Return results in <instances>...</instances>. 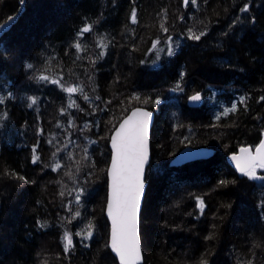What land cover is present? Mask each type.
Instances as JSON below:
<instances>
[{"label":"trees","instance_id":"16d2710c","mask_svg":"<svg viewBox=\"0 0 264 264\" xmlns=\"http://www.w3.org/2000/svg\"><path fill=\"white\" fill-rule=\"evenodd\" d=\"M18 1L0 0V23ZM33 4L17 37L0 41V264H117L108 251L102 146L138 105L156 110L151 144L164 126L167 152L151 174L161 175L157 184L151 162L146 170L153 189L140 217L143 264H252L246 247L259 245L264 256V179L239 176L227 163L264 131V0ZM85 26L91 31L80 35ZM190 30L205 35L190 39ZM194 92L199 107L187 103ZM186 145L214 147L211 162L200 171L171 167ZM98 162L102 181L92 179Z\"/></svg>","mask_w":264,"mask_h":264},{"label":"snow or ice","instance_id":"6c2138e0","mask_svg":"<svg viewBox=\"0 0 264 264\" xmlns=\"http://www.w3.org/2000/svg\"><path fill=\"white\" fill-rule=\"evenodd\" d=\"M188 0H185L187 3ZM192 4L196 0H191ZM23 3V0H21ZM248 6L245 5L241 11H247ZM9 21L12 17L8 18ZM132 22H136L135 11L132 13ZM3 27V26H0ZM163 28V25H162ZM167 31L166 28L163 29ZM91 27L85 26L81 29L80 35L90 32ZM204 32L199 35L189 31V38L199 40ZM77 51L81 50L80 43H76ZM156 44H153V48ZM174 49L171 45L168 47V53L171 55ZM103 55V53H101ZM31 68L32 65H27ZM38 79L47 80L48 77L40 76ZM52 83H59L53 80ZM179 87V85H177ZM64 91L69 94L82 91L79 87H67ZM5 97L0 96V103H3ZM85 99L87 97L85 96ZM191 101L198 102L201 100L199 93L189 97ZM35 98H32V104H35ZM158 103V101H157ZM31 106V105H29ZM75 102L69 104V107H75ZM236 106L233 105L230 109H225L223 115H227L230 111H235ZM151 113L143 111L139 108L134 109L131 114L121 123L120 127L112 136V166L109 169V177L111 179L110 194L108 200V215L112 221L111 230V248L119 257L120 264H138L141 259L140 256V240L137 234V211L140 204V193L143 189V181L141 179L143 174V166L147 162V137H148V118ZM219 119V116L217 117ZM33 162L35 163L39 158L35 155L33 149ZM232 160L236 162L237 169L250 179H264V177H257L256 169H264V140L256 147L253 154L248 148H241L239 155H233ZM60 167L55 165L53 170ZM23 179V178H21ZM223 183V182H221ZM79 201V195L77 196ZM198 207L203 209V201H198ZM79 215V213H76ZM92 225H89V231L85 238L92 236ZM81 235V233H77ZM64 239L65 250L67 251L72 245L71 236L65 233ZM202 264H207V261H202Z\"/></svg>","mask_w":264,"mask_h":264},{"label":"water","instance_id":"95a60500","mask_svg":"<svg viewBox=\"0 0 264 264\" xmlns=\"http://www.w3.org/2000/svg\"><path fill=\"white\" fill-rule=\"evenodd\" d=\"M25 3H26V0H23V3L20 2V5H21L20 9L14 15L10 16L13 18L12 20L9 21V19H6L5 21L0 23V26H3V27H0V39L3 37L4 34H6L8 31H10L11 28L17 23L20 15L25 10ZM197 93L200 94V92H194L188 96L187 102H188L189 106L198 107L202 104V97H201V100L198 102H194V101H191L189 99V97H191ZM200 96H201V94H200ZM137 108L151 113L150 117L148 118V137H147L148 158H147V162L143 166V174L141 177V179L143 181V189L140 193V204H139V208L137 211V234H138L139 240H140V256H141V259L139 260L138 264L144 263L143 245H142V240H141V236H140V217H141V211L143 208V202H144L145 194H146V190H147V182L145 181L146 170H147L148 165L151 162V156H152L151 155V132H152V128H153L154 123H155V111L153 109H150V108H147L144 106H134L119 121V123L116 125V127L111 132V134L109 136V140H108L109 160H108V164H107V168H106V183H107L106 187L107 188H106V202H105L104 214H105V218H106L107 223H108V250L112 254V256L114 257V259L116 260L117 264H120V261H119V257L116 255V253H114L112 251V248H111L112 221L108 215V200H109V194L111 191V189H110L111 179H110L108 173H109V169L112 166V155H113L112 136L115 134L116 130L120 127L121 123H123V121L131 114V112ZM262 140H264V131H263L261 140L259 141V143L254 148H252L251 146H242L236 152L231 153L230 155L227 156V162L229 163L230 167L239 176H242L243 174L237 169L236 162L232 160V156L233 155H239L241 148H248L254 154L256 147L260 144V142ZM214 153H215L214 148L210 147V146H190V145L184 146L181 149H179V151L171 158L170 165L172 167H180V166L185 165V164L192 162V161L212 158L214 156Z\"/></svg>","mask_w":264,"mask_h":264},{"label":"rangeland","instance_id":"374dc122","mask_svg":"<svg viewBox=\"0 0 264 264\" xmlns=\"http://www.w3.org/2000/svg\"><path fill=\"white\" fill-rule=\"evenodd\" d=\"M19 2V7H18V9H17V11L20 9V7H21V5H20V2H21V0H19L18 1ZM33 0H26V3H25V10L23 11V13L20 15V17H19V20H20V18H21V20H23L24 18H27L28 17V14L30 13V11H32V9H33ZM16 11V12H17ZM18 20V21H19ZM18 21H17V23H18ZM17 23L11 28V29H14V31L15 32H13L11 35H10V33H9V31L6 33V34H4L3 35V37L0 39V41L1 40H5L7 37V39L6 40H14L16 37H17V35H14V33H16L18 30H17V28L16 27H18L19 26V24L17 25ZM155 112H156V110H154ZM161 129V135L160 136H156L155 135V140H156V144H157V146L155 145H152L151 144V151H152V154H153V157H152V160H151V164H152V167H150V176H149V178H150V180H153V183H152V185H155V184H157V182H159V178H160V176L161 175H158V176H156V175H151L153 172H155L156 171V169H157V172H158V169H161L160 168V166L159 165H163V163L165 162V159H167V152H166V150L164 151V137L166 136V128L163 126L162 128H160ZM103 148H102V150L104 151V158H105V156H106V152L107 151H109V149H108V143L107 144H103V146H102ZM174 156V155H173ZM172 156V157H173ZM171 157V158H172ZM171 158H170V160H171ZM170 160H169V163H170ZM211 160H212V158H209V159H203V160H196V161H192V162H189V163H187V164H185L186 166H188L189 165V169L191 170H197L198 169V171H200L202 168H204L205 166H207L210 162H211ZM154 165V166H153ZM180 167H182V166H180ZM184 167V166H183ZM107 168V167H106ZM174 168H176V167H174ZM177 168H179V167H177ZM98 170V171H97ZM169 171V170H168ZM179 171H181V170H179ZM101 176V178H100V176ZM105 175V174H104ZM92 179H95V180H100V181H102L103 179H104V177H103V175H102V173H101V166H100V163L98 162V168L96 169V171H95V173L93 172V176H92ZM151 187H153V186H151ZM151 189H153V188H150L149 190H148V188H147V190H146V199H145V202H147V198H148V196H149V199H152V192H151ZM179 191H182L181 193L184 195L185 193H183L184 192V190H182V189H180L179 188ZM156 194V193H155ZM155 194H154V196H155ZM169 197V196H168ZM183 198V200H187L186 199V197H182ZM185 198V199H184ZM238 198V197H237ZM144 204H146V203H144ZM181 242V241H180ZM259 247H260V245H259ZM258 247V249H254V251H253V248L250 246V247H246V251H248L249 253H250V255L249 254H247V255H249V256H247L246 257V259H248V260H250L251 262H252V264H259V262H260V260L264 257L262 254H261V247L259 248ZM109 251V250H108ZM110 253V252H109ZM110 255L112 256V254L110 253ZM217 258V257H216ZM217 263V262H216Z\"/></svg>","mask_w":264,"mask_h":264},{"label":"bare ground","instance_id":"6f19581e","mask_svg":"<svg viewBox=\"0 0 264 264\" xmlns=\"http://www.w3.org/2000/svg\"><path fill=\"white\" fill-rule=\"evenodd\" d=\"M191 107V106H190ZM199 107V106H198ZM155 118H156V112H155ZM155 124V123H154ZM153 129V128H152ZM189 146V145H186ZM190 146H202V145H190ZM214 148V147H213ZM215 150V149H214ZM148 183V182H147Z\"/></svg>","mask_w":264,"mask_h":264}]
</instances>
